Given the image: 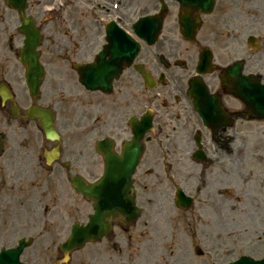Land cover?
<instances>
[{
	"label": "flooded vegetation",
	"instance_id": "af4514ba",
	"mask_svg": "<svg viewBox=\"0 0 264 264\" xmlns=\"http://www.w3.org/2000/svg\"><path fill=\"white\" fill-rule=\"evenodd\" d=\"M115 1L118 7L113 9V0H61L55 18L46 17L40 1L29 3L44 36L40 62L45 75L36 102L13 93L11 86L20 78L18 65L8 58L2 61L6 70L0 72V89L7 100L0 98V159L5 157L0 161V250L12 248L17 237L29 239L31 245L45 238V224L56 230L54 237L65 239L68 221L71 226L85 222L79 201L89 206L90 213L93 203L70 186L69 178L82 175L95 182L101 175L96 167L103 168L104 162L85 155H99L95 145L103 139L110 142L113 154L121 155L134 131L143 135L146 120L151 129L142 136L145 147L130 192L141 217L147 209L161 214L164 204L171 202L188 223L199 222L205 206L210 220L217 219L219 208L213 195L221 196V176L229 174L224 167L232 166L231 158L239 154V128L257 122L264 125L252 110L256 103L261 105L255 98L257 86L264 93V0H213L211 10L204 0L190 14L194 22L200 19L192 40L179 34V7L169 0L160 38L153 46L142 42L129 66L123 61L127 45L122 31L131 30L138 13L123 9L125 0ZM159 11L145 10L140 16ZM107 31H113L114 46L106 47ZM104 49L100 60L114 62L108 78L119 74L106 88L90 91L79 82L88 70L76 71L74 66L91 64ZM199 59V79L206 91L198 85L190 91ZM136 64L143 66L147 82L135 70ZM252 93V103L241 100H249ZM33 104L50 109L54 129L61 136L69 130L70 139L49 142L38 121L26 118ZM195 105L202 111H216L209 129ZM55 147L59 158L49 164L44 152ZM198 150L205 157L200 162L193 159ZM197 173L202 175L196 178L202 181L201 187L192 188L188 180ZM177 188L191 198L190 209L175 206ZM60 203L64 206L59 221H49ZM197 204L200 210L195 212ZM140 220L127 223L115 216L103 240L123 238L122 233L134 238L132 230L142 229Z\"/></svg>",
	"mask_w": 264,
	"mask_h": 264
},
{
	"label": "rangeland",
	"instance_id": "374dc122",
	"mask_svg": "<svg viewBox=\"0 0 264 264\" xmlns=\"http://www.w3.org/2000/svg\"><path fill=\"white\" fill-rule=\"evenodd\" d=\"M29 3L42 1L45 6H55L57 0H28ZM132 0H127L130 5ZM133 9L152 10L157 6L155 0H133ZM142 8V9H141ZM28 12V11H27ZM29 14V12H28ZM47 18H55L56 11L51 16L45 10ZM55 24V22H54ZM19 19L15 11L10 10L0 0V72L6 70L2 65L4 58L18 63L17 56L22 46L23 37L17 30ZM46 47V45H45ZM42 49L43 46H42ZM41 50V48H40ZM47 52V51H46ZM48 55V52L46 53ZM19 79L12 84L14 93L27 97L23 81V69L18 65ZM63 132V140L70 139L69 130ZM71 143V142H70ZM72 145V143H71ZM238 145L239 154L230 160L232 166H225L221 176L223 189H227L222 196L216 197L218 203L217 219L208 217L206 206L201 210L200 221L188 223L184 214L176 213L172 203L164 204L162 213L154 210L141 217L142 229L132 230L134 238L129 239L128 233H122L123 238L109 236L100 243L90 244L71 256L67 264H226L241 255L254 259L264 257V125L260 123L253 128H240ZM98 158L96 155H85ZM5 160L1 157L0 161ZM99 166L97 171L100 172ZM202 175L197 173L191 177L189 183L192 188H200ZM209 183L207 190H211ZM193 192L191 191V194ZM81 204V219L90 212L84 201ZM63 203L59 204L49 221L60 219ZM210 207V202L207 203ZM6 211V209H4ZM200 206L196 205V211ZM71 222L66 225L68 233ZM47 234L45 238L38 239L27 248L21 256L24 264H55L61 259L58 245L63 241L61 237H54L55 229L45 224ZM206 233V234H204ZM200 234V235H199ZM208 235V236H204ZM18 237L13 240L15 242ZM12 242V243H13ZM198 247L203 255L194 254ZM217 256L222 260H217ZM164 259L162 263L157 260ZM210 258V259H209ZM161 262V260H160Z\"/></svg>",
	"mask_w": 264,
	"mask_h": 264
},
{
	"label": "water",
	"instance_id": "95a60500",
	"mask_svg": "<svg viewBox=\"0 0 264 264\" xmlns=\"http://www.w3.org/2000/svg\"><path fill=\"white\" fill-rule=\"evenodd\" d=\"M180 1L184 2V0ZM6 3L18 11L21 19L19 30L24 35V40L19 60L26 68L25 81L29 93L31 97L37 98L38 87L43 75V70L38 63V53L36 52L40 37L33 26V22L24 17L25 0H6ZM148 21L149 18L141 19L137 25H143ZM95 81L96 79H89L83 81V84L89 88H96L98 85H94ZM262 112L264 116V110ZM31 114H33L34 118L39 119L46 137L53 139L54 131L50 112L33 108ZM141 150L142 147L138 141L133 139L131 142L125 144L123 149L124 155H110V145L106 144V142H99L97 144V151L102 154L101 156L105 161L102 177L97 182L89 185L82 180H78L76 177L71 178V185L83 197L95 203L93 205L94 214L89 216L87 224L81 226L74 225L68 239L60 245L65 261L69 259V254L72 251L81 248L87 242L97 241L104 236L109 228V220L115 214L125 216L128 220L138 216V211L134 207L133 196H129V191L131 189L130 177L140 156L137 154ZM179 198L181 199L182 197L179 196ZM184 204H187L185 200ZM27 245L28 243H25L24 240H20L15 249L2 250L0 253V264H21L19 256ZM233 264H264V259L253 261L248 257H241Z\"/></svg>",
	"mask_w": 264,
	"mask_h": 264
}]
</instances>
